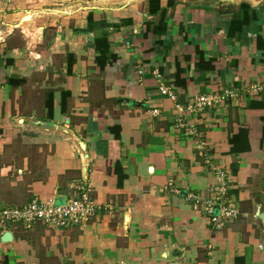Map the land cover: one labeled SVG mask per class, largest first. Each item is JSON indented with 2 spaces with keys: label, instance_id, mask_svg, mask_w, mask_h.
I'll list each match as a JSON object with an SVG mask.
<instances>
[{
  "label": "crops",
  "instance_id": "crops-1",
  "mask_svg": "<svg viewBox=\"0 0 264 264\" xmlns=\"http://www.w3.org/2000/svg\"><path fill=\"white\" fill-rule=\"evenodd\" d=\"M259 84L264 0H0V210L79 183L100 208L66 230L10 225L0 264H264ZM220 172L240 215L216 226L190 197Z\"/></svg>",
  "mask_w": 264,
  "mask_h": 264
},
{
  "label": "built area",
  "instance_id": "built-area-1",
  "mask_svg": "<svg viewBox=\"0 0 264 264\" xmlns=\"http://www.w3.org/2000/svg\"><path fill=\"white\" fill-rule=\"evenodd\" d=\"M139 73L141 74L143 71ZM263 86L264 84H259L252 87L250 91L254 94L258 93L263 90ZM159 91L161 95L173 101L177 100L176 93L169 86L160 84ZM239 96V93L233 89L199 95L193 97L192 101L188 103L187 111L190 114H198L205 109H218L228 101L238 99ZM178 125L184 127L186 124L183 119L179 118ZM188 134H196V130L189 128ZM218 175L221 187L215 188L209 199L200 195H192L190 199L194 202L195 209H198L199 205L203 206V210L211 218V222L216 226H221L225 221L237 219L240 213L232 201L227 199L228 191L224 183V173L220 172ZM99 210L100 208L92 196V188L87 184L79 183L75 187L74 196L62 204L34 200L21 207L0 210V232L6 231L12 224H20L31 229L37 223H42L53 230H66L88 223Z\"/></svg>",
  "mask_w": 264,
  "mask_h": 264
},
{
  "label": "trees",
  "instance_id": "trees-1",
  "mask_svg": "<svg viewBox=\"0 0 264 264\" xmlns=\"http://www.w3.org/2000/svg\"><path fill=\"white\" fill-rule=\"evenodd\" d=\"M101 67L102 69L104 68L105 64L101 63ZM46 108L48 109V115L50 118H53V113H54V94L50 93L48 94V96L46 97ZM64 105V103H63Z\"/></svg>",
  "mask_w": 264,
  "mask_h": 264
},
{
  "label": "water",
  "instance_id": "water-1",
  "mask_svg": "<svg viewBox=\"0 0 264 264\" xmlns=\"http://www.w3.org/2000/svg\"><path fill=\"white\" fill-rule=\"evenodd\" d=\"M62 203H63V202H62ZM62 203H59V204H62ZM258 219H259V218H258ZM260 219L262 220L263 217L261 216ZM11 239H12V234H11V233H6V234L4 235V237H3V241H4V242H9V241H11Z\"/></svg>",
  "mask_w": 264,
  "mask_h": 264
}]
</instances>
